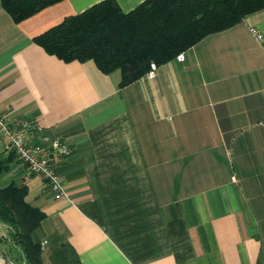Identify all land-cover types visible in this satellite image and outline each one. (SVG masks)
Segmentation results:
<instances>
[{
    "label": "crops",
    "instance_id": "1",
    "mask_svg": "<svg viewBox=\"0 0 264 264\" xmlns=\"http://www.w3.org/2000/svg\"><path fill=\"white\" fill-rule=\"evenodd\" d=\"M98 1L14 21L0 0V110L72 148L56 167L59 198L14 158L0 175L45 213L42 257L58 235L81 264H264V48L249 30L264 35V8L120 86L119 68L33 40ZM116 1L128 11L142 0Z\"/></svg>",
    "mask_w": 264,
    "mask_h": 264
},
{
    "label": "trees",
    "instance_id": "2",
    "mask_svg": "<svg viewBox=\"0 0 264 264\" xmlns=\"http://www.w3.org/2000/svg\"><path fill=\"white\" fill-rule=\"evenodd\" d=\"M57 1L1 0V4L14 21H20ZM262 8L264 0H142L124 11L116 0H100L33 40L64 61L93 59L105 73L119 68V85L125 86L146 74L150 62L165 63L204 36ZM13 158L12 154L0 156V175ZM27 192L23 183L0 185V217L11 226L12 239L26 264H46L42 241L34 235L45 213L26 200ZM49 248L52 262L81 264L73 247L60 236H51Z\"/></svg>",
    "mask_w": 264,
    "mask_h": 264
},
{
    "label": "built area",
    "instance_id": "3",
    "mask_svg": "<svg viewBox=\"0 0 264 264\" xmlns=\"http://www.w3.org/2000/svg\"><path fill=\"white\" fill-rule=\"evenodd\" d=\"M250 32L261 42L264 48V35L256 27L250 26ZM184 59V53L176 55ZM157 64L152 61L146 76L154 77ZM0 140L3 141V153L12 154L30 173L44 178L47 189L55 198L64 195V189L56 170L57 164L70 155L71 146L57 138H50L44 127L35 118H12L0 110ZM42 246H44L42 242Z\"/></svg>",
    "mask_w": 264,
    "mask_h": 264
},
{
    "label": "rangeland",
    "instance_id": "4",
    "mask_svg": "<svg viewBox=\"0 0 264 264\" xmlns=\"http://www.w3.org/2000/svg\"><path fill=\"white\" fill-rule=\"evenodd\" d=\"M5 223L6 222H4V220H2L0 217V225ZM4 240H6V242ZM5 256L8 257L11 260V262L14 264H26L25 260L23 259L22 250L13 241L11 232H8L7 236L5 238L3 237V240L0 241V262L2 264H10L6 261ZM43 259L45 260V262H47V264L54 263L48 258L46 249L43 254ZM54 264H58V263H54Z\"/></svg>",
    "mask_w": 264,
    "mask_h": 264
},
{
    "label": "water",
    "instance_id": "5",
    "mask_svg": "<svg viewBox=\"0 0 264 264\" xmlns=\"http://www.w3.org/2000/svg\"><path fill=\"white\" fill-rule=\"evenodd\" d=\"M5 259H6V261H7L8 263H12L11 260H10L8 257L5 256Z\"/></svg>",
    "mask_w": 264,
    "mask_h": 264
},
{
    "label": "bare ground",
    "instance_id": "6",
    "mask_svg": "<svg viewBox=\"0 0 264 264\" xmlns=\"http://www.w3.org/2000/svg\"><path fill=\"white\" fill-rule=\"evenodd\" d=\"M10 264H14V263H10Z\"/></svg>",
    "mask_w": 264,
    "mask_h": 264
}]
</instances>
